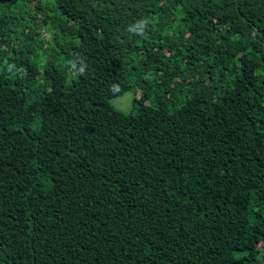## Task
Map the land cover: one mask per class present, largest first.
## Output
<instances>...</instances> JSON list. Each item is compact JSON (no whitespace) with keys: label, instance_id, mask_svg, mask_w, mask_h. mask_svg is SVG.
Wrapping results in <instances>:
<instances>
[{"label":"trees","instance_id":"1","mask_svg":"<svg viewBox=\"0 0 264 264\" xmlns=\"http://www.w3.org/2000/svg\"><path fill=\"white\" fill-rule=\"evenodd\" d=\"M0 264H264V0H0Z\"/></svg>","mask_w":264,"mask_h":264},{"label":"rangeland","instance_id":"2","mask_svg":"<svg viewBox=\"0 0 264 264\" xmlns=\"http://www.w3.org/2000/svg\"><path fill=\"white\" fill-rule=\"evenodd\" d=\"M35 5V2L31 3V9L29 10V13L34 15V17L37 18L38 13H36V10L33 8ZM39 18V17H38ZM41 20H37V24H40ZM46 29V28H45ZM42 37L44 40L48 41L52 37V31L49 29L43 30ZM136 92L135 89H130L125 94L115 97L111 100V105L116 108L117 110H120L124 113H130L134 110V104L133 99Z\"/></svg>","mask_w":264,"mask_h":264}]
</instances>
